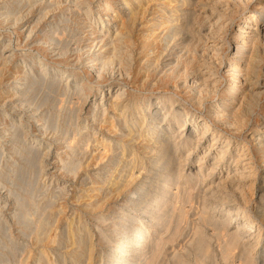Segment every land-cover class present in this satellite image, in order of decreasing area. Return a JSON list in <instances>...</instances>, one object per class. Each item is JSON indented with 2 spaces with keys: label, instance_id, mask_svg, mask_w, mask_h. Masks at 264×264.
Listing matches in <instances>:
<instances>
[{
  "label": "rangeland",
  "instance_id": "obj_1",
  "mask_svg": "<svg viewBox=\"0 0 264 264\" xmlns=\"http://www.w3.org/2000/svg\"><path fill=\"white\" fill-rule=\"evenodd\" d=\"M79 1H81V2H79ZM112 1L113 0H109V1H106V0H0V152H1L0 154H2L0 156V160H1L0 161V264H36V263L37 264H59V263L65 264L63 256L66 255V253H68L70 251V249H72V247H75L72 244V241L70 239V235H71L70 232H72L73 230H77L78 228L80 229V227L85 231L86 234L89 235V237H91V239L89 238L90 239L89 241H90V244L93 246L94 252H95L94 253V263L96 262L95 264H98V262H99L100 264H117V261H111L110 250L113 249V247L116 245L119 247H122L125 243L124 241L126 239L127 232L124 230H123L124 232L122 230H120V229H122V224L118 223L119 221L121 222V217H122L121 215L126 214V215H129V217H130V218L128 217V219L125 220V222H124L125 225L126 224H133L132 220H134V223H135V220L137 222L142 221L141 218L145 214V212L151 208H154V207H152L153 206L152 204H154V206H155V203L157 202L156 200H158L159 195L161 193L160 187H159L160 183H162L163 177H165L167 174V171L163 170L161 167H158L157 168L158 170L156 169V170H154L153 173H150L147 176H144L142 178V183L145 184V186L147 187L145 194L143 193V194L139 195L138 197H137V195L131 196L132 197L131 199L133 201L138 202V206H136L137 208L136 207L134 208L133 203L132 204L128 203L127 200H125L132 194L130 190H128V192L126 191L127 193L123 192L121 194H115L116 192H113L112 188H108V189H106V191L102 192L100 187L104 183L105 179L108 177V173L111 174L112 170L114 171V169L116 167L115 165L111 166L112 164H110L107 161L105 163H103L104 161H100L99 158H97L98 151H96V146L97 145H98V147L101 146L100 140L102 139V136H103L102 131H101L102 128L99 126L100 124H98L99 122H97V121L101 122L105 117L102 114V116L99 117V119L97 118V120H95V121L92 120L94 118H92V116H91V110H92L91 108L94 107V104L93 103L91 104L90 102L85 103L84 102L85 98L80 96V94L79 95L76 94V96L82 97V100L80 99V97L79 98L76 97V99H75L74 98L75 93H76L74 91L75 88L74 87H70L69 89L66 88V85H64L65 82L64 83H60V82L56 83V85L53 87L54 90L52 89V87H50L51 89H49L48 86H50V85H49L48 80H51V78L45 77L43 75V73H42L43 68L48 67V66L51 67V66L60 65L63 71L67 70V69H70V70L74 69V71L76 73V77H74L72 79H74V81H77V83H80V87H83L85 90H88L89 88H91L92 85H93L92 87L97 86L98 82H100V81L102 82L104 80L105 81L108 80L109 78H111L112 75H114V76L116 75L117 78L121 77V79L119 78V80L115 83V85L113 87L114 91L112 92V95H110V99H112V100L117 93V91H115V90H118L119 84H121V85L128 84L129 87L127 86V88H126L128 97H130L131 94H135L136 96L140 97L141 99H144V100L147 99L146 101H149V99L156 100L159 97H161L162 95L165 98L171 97V96H174V93H176L180 96L179 101L185 103L188 110L190 109L189 111L191 112V115H190V118L188 119V121H189L190 126H191L193 124L194 119H199V121L210 120L211 115L216 112L217 103L225 99L224 97H225V94L227 92V88H228L229 83H230V80H228V78H230V77L226 76L227 70H225V69H229V66L227 65V63L229 64L232 60H234L237 57V54L233 55V52L236 51V47H235V45L237 43V41H236V35L237 34L236 33H238L239 28L245 22H247L246 18H248L252 15L253 10H260L261 11L262 9H264L263 8L264 0H252V1L251 0H232V1L231 0H219V2L217 0V3H216V0L208 1L209 6H211V7H214V6L215 7L221 6L222 7L221 9L219 8L218 11L222 12L224 10L222 13L225 15L220 14L218 17H216L214 19L213 23L217 22L215 20H218V18L223 15L224 18H222V22L221 23L219 22L218 24H216L217 25L216 26L213 23L208 24L207 22H204L203 20L194 17L193 21H192V25L190 23V25H189L190 27L188 26L189 30H187L186 34L181 35V36H177V38L174 37V40H175L174 41L173 37L170 38L168 36L169 34H166L164 36V34L168 30L167 24L165 23L167 21V17L164 16L166 14V12L165 13L164 12L156 13V10H158V8H159V4L162 3L164 0H155V1L154 0H144L146 7L148 4H150V5L152 4L150 6V8L152 10L150 9V12H146L144 15H142L140 17V19L136 23L137 26L134 27L136 30H133V33H132V36H134L133 41H132V42H134L133 43L134 47L132 48L134 53H132L133 55L130 56V60H131L130 63L132 65L136 63L135 64V66H137L136 70H134L133 73H131V74H129V72L127 74L126 71L128 68L126 66H124L125 67L124 68L123 66L119 65V68H120V66H121V68L117 69L118 68V63H117L114 65L116 68L114 67V68L110 69L109 73H108V71H107V73L105 71L103 73V77H105V78H103V80H100L96 77V76H98L96 73L93 75L88 74V73H90V71H88L82 65V61L87 57L88 53H86V52L93 50V49L96 50L95 45L98 42H100L99 39L102 36V33L101 32L99 33V26L98 25H100V27H102L103 24L101 23L102 20H99V17L102 16L103 19H107L109 17L108 15H104L102 13H104L106 11L107 4L109 2H112ZM118 1L119 0H114L113 2H118ZM146 1L148 4L146 3ZM193 1L194 2L200 1V2L206 3L205 0H199V1L193 0ZM246 1H248V2H246ZM257 1H259V2H257ZM19 2H20V4H19ZM32 4H34V6ZM77 5H78V8H75V7H77ZM105 7H106V9H105ZM226 7H228V8H226ZM233 7H234V9H232ZM101 10L103 12H101ZM167 10L170 11L169 8H167ZM79 11L82 13H80ZM89 11H92V13H90ZM225 11H226V13H225ZM113 12H114V10L112 9L110 15ZM148 14H150V15L148 16ZM12 15H14V16H12ZM152 16H156L157 18L152 17ZM161 17H162V19H160ZM97 18L99 21L97 20ZM93 19H95V20H93ZM231 19H233V20H231ZM84 21H88V22H84ZM229 21H230V23H229ZM91 22H92V24H90ZM195 22H198V23H195ZM231 22H233V23H231ZM226 23H228V25H226ZM146 24H148V25H146ZM151 24L154 26H156V25L157 26L154 27ZM165 24H166V26H163ZM143 25H144V27H143ZM224 25L226 26V28ZM195 26L198 29L200 27L201 30L199 31L198 29L195 28ZM223 27H224V29H223ZM142 29H143V31H142ZM146 29H148V30H146ZM202 29H204V30H202ZM207 29H210V30H207ZM193 30H194V32H193ZM196 31H197V33H195ZM201 31H204V32L201 33ZM207 31L208 32L211 31V32H209L210 35L208 34ZM64 32L66 33V35ZM205 32H207V33H205ZM62 33H64V34H62ZM68 34H69V38H68ZM71 34H73V35H71ZM202 34L204 36H207V35L208 36L204 37ZM94 35H95V38H94ZM142 35H144L145 37L144 36L142 37ZM216 35H218V36H216ZM184 36H185V39H184ZM211 36H215L216 38L211 37ZM83 37H84V39H83ZM188 38L191 42L188 40ZM58 39H63V40L58 41ZM181 39L184 41H182ZM207 39H209V40H207ZM96 40H99V41H96ZM169 40H171V41H169ZM193 40H197V42L193 41ZM68 42H70V43L68 44ZM71 42H73V43H71ZM154 42H155V44H154ZM157 42H158V44H157ZM225 43H226V45L229 44V46L223 45ZM38 44H40V45H38ZM44 45H46V46H44ZM68 45H70V46H68ZM150 45L151 46L154 45V46L152 48H150L151 47ZM196 45H198V46H196ZM218 45L219 46L221 45L220 46L221 49L219 48ZM52 46L54 48H52ZM63 46L66 47V50L63 49ZM84 47L87 48L88 50L85 49ZM146 47H148V48H146ZM49 48H51V49H49ZM158 48H160L161 50ZM164 48H167V49H164ZM214 48H216V49L214 50ZM145 49H147V50H145ZM209 49H210V51H209ZM84 50H86V51L84 52ZM142 50H144L146 52H143ZM205 50H207V51H205ZM81 51H83V52H81ZM187 51H189V52H187ZM55 52L58 55H59V53H61V54L65 53V52H68V53H67V55L65 54L66 57L63 55L65 58L63 56L61 57V55H59V56L57 55L59 57V58H57L55 56L56 55ZM203 52H205L206 54ZM216 52L217 53L220 52V54L218 53V55H217ZM140 53L141 54L143 53V54L141 55ZM150 53L152 56L150 55ZM53 54H54V56H52ZM160 54H163V55H160ZM202 54H203V56H202ZM209 54L212 57H210ZM138 55L140 56L139 58L135 57ZM177 55H179V56H177ZM215 56H219V57L216 58ZM40 57L43 59V61H45L44 62L45 64L41 65L39 63H35V61L37 59H39ZM157 57H159V59H157ZM224 57H225V59H224ZM80 58H82V59H80ZM137 58H138V61H137ZM178 58L181 61L178 60ZM78 59L81 61H79ZM193 59H195V60H193ZM207 59L209 61H207ZM217 61L219 63L216 64ZM144 62L146 64H144ZM199 62H200V64L205 63V65H207V66L213 64V65H211V69H209L210 72L208 73V75H210V78H211V76L214 75L212 77V78H214V79H212L214 81H211L213 83L206 85V87L202 86L204 84H203V82L200 83L201 81L199 80V77L197 75L198 74L197 69L199 67H203L202 65L199 64ZM150 63H153L155 65H153V64L150 65ZM79 64H81L82 66L80 67ZM124 65H126V64H124ZM149 66L150 67L153 66V67L150 68ZM175 66H179V68L175 67ZM221 66H222V68H221ZM146 67H148V68H146ZM180 67H182V68H180ZM152 68H154V69H152ZM184 68H185V70H184ZM215 68H218L219 71H218V69H215ZM139 70H140V72H139ZM176 70H177V72H176ZM186 70H187V72H186ZM206 70L209 71L208 69H206ZM181 71H183V72H181ZM203 71H205V67H204ZM214 71H216L217 74H214V73H216ZM174 72H175V74H174ZM191 72H194V73H191ZM263 72H264V67L261 68V75L262 76L264 75ZM195 73H197V74H195ZM221 73H224V74H221ZM123 74H125V75H123ZM86 75H88V76H86ZM139 75H140V77H139ZM155 75H157V77ZM185 75H187V76H185ZM196 75H197V78H195ZM108 76H110V77H108ZM136 76L138 77L137 79H135ZM199 76H200V74H199ZM126 77H128V78H126ZM184 77H185V79H183ZM144 78H145V80H143ZM225 78H227V79H225ZM260 79L264 83V77H262ZM34 83H35V86H31ZM36 83L38 84V86ZM134 83L136 84V86ZM189 83H190V85H187ZM42 84H44V85H42ZM94 84H95V86H94ZM39 85H41V87H39ZM182 85H185V86L181 87ZM29 86H31L30 88H32L34 90L36 89V90L35 91L30 90ZM131 86H133V87H131ZM196 86H202V87L196 88ZM176 87L178 89H180V87H181L182 90L179 91V90H177ZM184 87H185V89H183ZM208 87L210 88V91L208 90L209 89ZM216 87H218V89H215ZM198 88H199V90L201 88V90H203V91L196 90ZM13 89H15L14 90L15 95L11 94ZM28 90L31 91V94ZM56 90H58V91L56 92ZM184 90H185V92H184ZM204 90H205V93H201V92H204ZM67 91L70 92V94L67 93ZM71 91H73V92H71ZM240 91L241 90L238 91L237 100L230 101V103H229L230 108H232V107L235 109H237V107H238V109L240 108V106H239L240 101L242 102L241 97H240V93H239ZM34 92H35V94H34ZM85 92H87V91H85ZM27 93H29V94L27 95ZM46 93L47 94L51 93V94L46 95ZM199 93H200V95H199ZM25 95H26V97H25ZM44 97H48V101L46 100L47 98H44ZM205 97H208V98L205 99ZM26 98H28V99L26 100ZM95 98L96 99L98 98V100H99L100 98H102V95L98 94L97 96H95ZM32 99H34L35 101ZM58 99H60V100H58ZM78 99H79V104L77 102ZM110 99H108V102H106L107 99H104V100L100 99V100H103V102H106L105 104L109 106V104H111ZM201 99H203V100L201 101ZM185 100H186V102H185ZM63 101H64V103H63ZM69 101H71L72 103ZM193 101L196 104H199L200 101H201V103L196 106V104H192ZM259 101H260L259 102L260 104L258 103L259 105L257 104L258 105L257 107H254L256 105L253 102L254 108L253 107L251 108L253 110V113H252V115H249V117H247V124L244 127L242 124L240 125L243 127V128L240 127V129H239L241 132H236L235 130L232 131L231 128L225 126L221 122L218 123L215 120L212 127L210 128V135H207L202 140L199 139V140H201V142H197V141H195L196 139H194L192 144H190L191 146L190 145L189 146H182L176 155V157L181 161V163L187 157V154H190V152H191L190 149H192L191 147L195 146V150H194L195 152L190 156V163L186 167V173H188V171H189V173L191 172V174H193L195 172L200 171L199 172L200 173L199 179L205 180V178H207L206 176H208L209 172L211 171L210 168H212L213 162L215 161L212 158L215 159L216 157H219L224 152V149L226 148V144H227L228 139L232 140V144L236 140L238 142H240L241 144H244L246 140L250 139L251 134L253 133L254 129L256 127L264 124V95L261 96V99ZM163 102L160 105H156V106L152 105L148 114H151L154 111H156L155 108H164L167 101H165L164 103ZM83 103H85V104H83ZM146 103H148V102H146ZM77 105H78V107H77ZM106 105H104L103 107L108 108V106H106ZM200 105L201 106L203 105V106L201 107ZM69 106H72V107L70 108ZM214 106H216V107H214ZM81 107L83 108V111H82ZM244 107H246V105ZM77 108H78V110H77ZM243 110H244L243 108L240 109L241 112ZM84 111H87V112L85 113ZM31 113H32V115H31ZM70 114H72V115H70ZM34 117L36 120L34 119ZM249 118L251 119V121ZM239 119H241V118L239 117L238 120ZM44 120H45V122L48 121V123L46 124L44 122ZM71 120H75V122L74 121L72 122ZM151 120H152V117H148V121L146 123V126H147V124L152 123ZM93 121H94V124H93ZM18 122H20V123H18ZM168 122L173 123V122H171V120H168ZM248 122H250V123H248ZM40 123H43V124H40ZM65 123H67V124L65 125ZM50 124L52 126L51 128L54 130H50ZM74 124H76V125H74ZM83 124L87 128H85ZM44 125L46 126L45 129H44V127H45ZM72 125H73V127L74 126L75 127L73 128ZM40 126L43 128H41ZM17 127L19 128V130L17 129ZM180 127H181V125H180ZM55 128H56V130H55ZM77 128H78V131H77ZM82 128H83V130H82ZM180 130H181V128H180ZM15 131H18L17 132L18 134L15 133ZM19 131H21V133ZM170 132H169V135L177 134L178 130L174 129L173 131L170 130ZM181 132L182 131H180V133H178L176 135V137H180V136H182V134L186 133L185 131H184V133H181ZM215 133L216 134L222 133V135H223L221 137L222 140H220L221 139L220 138L218 140V143L215 146H212V149L209 150V148L211 147L212 140L215 137V135H214ZM201 134L203 135L202 131L199 130V128H196V137H201L202 136ZM208 134H209V132H208ZM236 134H238V135H236ZM21 135H22V137H21ZM72 135H74V136H72ZM88 136H89V138H88ZM99 136H100V139H99ZM226 136H228V139ZM246 137H248V138H246ZM184 138L187 139L188 137L184 136ZM209 138H210V140H209ZM239 138H241V139H239ZM37 139L40 140L41 142L36 143L35 141ZM69 140H72L69 143L72 144L71 145L72 147L74 146L73 148L75 149V152H74V150L72 151L73 148L71 149L69 145H66L69 143L65 142V141H69ZM73 140H76V141H73ZM115 142H116V139H112V144H115ZM90 145H92L95 148H93ZM111 145H109V146H111ZM66 146L67 147L69 146L70 149H68ZM78 146H79V150H81V152H79ZM218 146H219V148H218ZM14 147L16 149H14ZM31 147L34 150V152L31 149ZM137 147H141V146L138 145ZM26 148L29 151H27ZM230 148L234 149V144L231 145ZM46 149H47V151H46ZM48 149H50V150H48ZM90 149H92V150H90ZM251 149H254V148H251ZM30 150H32V151H30ZM240 150H241V148H240ZM231 151L232 150H230L229 152H231ZM30 152H32L31 154L33 156L35 153V157H32V155L30 156ZM171 152H173V151H171ZM26 153H29V154H26ZM37 153H38V155H37L38 157H36ZM71 153L74 154L75 157H73L74 155H72ZM206 153L208 154V157L205 159L204 157H205ZM19 154H21V155H19ZM91 154H93V155L91 156ZM24 155H27V156H24ZM29 156L32 160H30ZM140 156L142 157L143 161H149L148 156H146V155H143V156L140 155ZM256 156H257V160H258L257 163L259 166L257 173H259V174H256V176H254V179L255 178L256 179H255L253 187H251L253 185V183H251V186H250V182L246 185V186H248V188L245 187V190H248V191H245V195H246L245 197L251 196L250 198L248 197L245 199V198L241 197V195H239L238 193L228 192L227 189H225L226 190L225 193H224V190H222V191L215 192V194H213V195L212 194L210 195L208 192H206L205 185H203V184L196 185L197 181H195V183H193L196 185V186L194 185L193 187L194 188L198 187L197 188L198 190L193 189L192 193H190L192 195V197H191V195L189 196V195L185 194L187 196L186 197L184 194H181L182 197L180 198V200L182 201V199L184 198L186 201L188 200V204L182 203L185 200H183L182 202L179 199L177 202L175 198L173 200L171 192H169L170 195L167 193L163 199V202H161V204L157 205V208L159 209L161 206H163V204L166 203L165 200H167L168 203H166L165 206H167V208L170 209V212H169V210L167 211V214L165 215L166 217L164 216L162 218L163 220L162 219L160 220L161 221L160 225H162V226L159 227L160 230L158 229L157 231H158V233L160 232L162 234V236H164V237H162L163 239H165L166 237L173 236L172 238H170L171 241L168 238H166L165 240L161 239L162 241L158 240L159 242L156 239H155L156 242H154L155 240L152 241V243L154 242L152 245H155V246L158 243H160V241H161V243H160L161 247H159V248L161 250L162 249L164 250L162 252H158V251H160V249H158V251L156 252L155 251L156 248H153V250L152 249L150 250L151 246H149V245H147L148 247L147 246L144 247L146 249V252H144L145 251L144 248L142 250L139 249V243L134 244V246L130 250H132V249L136 250L138 257L145 258V259H143V260H145L144 261L145 263L142 262V264L150 263L149 261H151V260H154L155 264H181V263H183V264L184 263L185 264H203V263L204 264H231V262L229 263L230 260H233V261L238 260V259H234L235 258L234 255L236 254V256H237L236 258H239L241 256L240 247H239V250H238V248H236V250L232 251L233 254H234V252H236L234 255H230L232 257H230V256L226 257V254H225L227 252V250L231 249V247L229 246L230 242H231V239H230L231 234H229L230 237L227 235L229 237L228 238L224 233H226L227 231L230 233V232H232V230H235V228L233 229V227L236 225L235 224L236 222H234L233 225H230L229 229H227L222 224H219V226H218V221L220 223H223L224 221L226 222L227 221L226 218H222L221 216L216 215V214H212V213L210 215L209 211L214 212L216 210L215 207L216 208L222 207L225 204H227V203H223V201H225V199H228V198L230 200H232V199L234 200V198H235V200L234 201L232 200L231 202H240L244 205H248L246 210H248V208H249V210L246 212V214L251 215L254 218L256 217V214H257L256 211L258 210V208L259 207L264 208V204H262V203H264V199H263L264 198V192H262L261 189H259L262 185L261 182H264V174H263L264 173V165H263L264 160H260L261 161L260 162L258 159V158H260V154H258ZM58 158H60V159H58ZM73 158H75V159H73ZM166 158L169 159V157H166ZM26 159L28 160V162L26 161ZM35 159H39V160H37L38 162L36 161L37 165H39V167L36 166V162L34 161ZM72 159H73V161H72ZM168 159H166V160H168ZM181 159H183V160H181ZM23 160H25V161H23ZM68 160H71V161H69L70 163L68 162ZM179 160H176V161L173 160L172 162L173 163L176 162V163L173 164L172 162H170L172 164H170V166H169V167L173 168V169L172 168H170V169H172L173 170V171L171 170L172 173L175 172L176 175H177V172L179 173L181 171V169L184 168V167L182 168L179 165H177L180 163ZM200 160L206 162L203 167H199ZM56 161H58V163ZM78 161H79V164L77 167H79L80 169L79 168L77 169L76 167L72 166V165L76 166ZM97 161H98V163H97ZM29 162L31 164H28ZM62 164H64V166ZM67 164H69V166H70L69 169H67L68 168ZM83 164H85V165H83ZM33 166H35V167H33ZM71 166L73 168H76L77 172L74 171L75 169H73ZM261 166H263V167H261ZM62 167H63V169H62ZM107 167L109 169H107ZM105 168L109 172L106 171ZM147 168H150V167L147 166ZM177 168H179L180 170H178ZM70 169H72V170L69 172ZM88 169H90V170H88ZM63 170L64 171L66 170V171L63 172ZM219 170L220 169H217L216 173L211 175V178L216 176V175H220V174H221V176H224V177L226 176L227 171L222 172V170L221 171H219ZM73 171L75 172V174L71 175V173H74ZM94 171H96V172H94ZM100 172H102V173H100ZM155 172H156V174H154ZM36 175L38 177H35ZM87 175H88V177H87ZM25 176H26V178H23ZM86 177H87V179H86ZM155 178H158V180ZM24 179H26L27 181ZM22 181L24 182V185H23V183H21ZM28 182L30 185L25 184ZM35 182H36V184H35ZM87 183L88 184L90 183L91 186H90V184L88 185ZM156 183H158L159 185H157ZM173 183H174L173 185L175 186L178 182H176V180L174 179ZM185 183L187 184V182H185L183 179L181 181V184L185 185ZM206 183H208V181H206ZM20 184H22V185H20ZM148 184H150V185H148ZM20 186H21V188H20ZM200 186H202V187H200ZM58 187H59V190H58ZM87 187H88V189H87ZM92 187L94 188V191H93L94 193H92V191H89ZM148 189L151 191H149ZM249 189H251L250 190L251 192H249ZM252 189H254V190H252ZM79 191H81V192H79ZM84 191H85V194H83ZM55 192H56V194H55ZM96 192H97V194H96ZM91 193H92V196H91ZM219 193H220V195H219ZM249 193H251V194H249ZM127 194H130V195H127ZM207 194L210 196H207ZM167 195H169V196H167ZM197 195H199V196H197ZM167 197H168V199H167ZM190 197H191V201H190ZM207 197H209V198H207ZM149 198H150V200H149ZM169 198H171V199H169ZM220 198L221 199L223 198V200H221ZM242 198L247 200L248 202L246 203L245 200H243ZM134 199H136V200H134ZM142 199H144V200H142ZM192 199H194V200H192ZM203 199H205V201ZM147 200H149V201H147ZM169 200H171V201H169ZM88 202H90L89 203L90 205L88 204ZM92 202H94V203H92ZM120 202H121V204L119 205ZM152 202H154V203H152ZM26 203L28 204V206H26L27 205ZM100 203H102V204H100ZM122 203H123V205H122ZM125 203H127V204H125ZM144 203H145V205H144ZM189 203H191V204H189ZM171 204L172 205L175 204V205H173V208H175L174 206H176V204L178 205L177 206L178 208L177 207L176 208L179 209L177 211L180 213V216L182 214H184L185 211H187L186 215H188V216H185V214H184V216L182 215L180 217L178 215V213H175V211H176L175 209L173 212V210H172L173 208L170 207V206H172ZM181 204H186L187 206L186 205L183 206ZM130 205H132V206H130ZM147 205H152V206L149 207ZM106 206H108V207H106ZM181 206L186 207V208H183V211H180ZM197 206H198V208H197ZM207 206H209L211 209ZM234 206L237 207V205H234ZM26 207H27V209H26ZM187 207H189V209ZM191 207H192V209H191ZM194 207H196V208H194ZM199 207H202V208H199ZM203 207H205V208H203ZM157 208L155 207V210L152 211V213L157 212L156 211V210H158ZM22 209H24V210H22ZM129 209H131V210H129ZM143 209L145 210V212H143L144 211ZM108 210H110V211H108ZM135 210H137V211L140 210V211L137 212ZM171 210H172V214L173 213L177 214V217L174 214H173L174 217L172 216ZM207 210H208V212H207ZM253 210H255V212ZM132 211H134V212H132ZM88 212H91V213H88ZM22 213H23V215H22ZM139 213H141V214H139ZM152 213H150L148 216H150ZM208 214H209V217L206 218V216H208ZM178 216L180 217L181 220H182V217H183V220L185 218L186 219L183 222H181V220L179 219ZM167 217H168V219H167ZM137 218H138V220H137ZM170 218H171V220H170ZM176 218H178L179 221ZM205 218L207 219V221H205ZM209 218L210 219L217 218V220L218 219L219 220L218 221L217 220L211 221L212 222V225H211V224H208V223H211L209 221ZM18 219H21V220H18ZM77 219H78V222H77ZM173 219H176V220H173ZM255 219H257V218H255ZM23 220H25V221H23ZM168 220H170L171 222L168 223ZM172 220H173V222H172ZM221 220H224V221L221 222ZM69 221H71V222H69ZM174 221H176V222H174ZM203 221H205V223ZM109 222H110V224H109ZM177 222H179L180 225ZM43 223H45L46 226ZM162 223H164V224H162ZM171 223H173L174 226ZM23 224H25V225H23ZM83 224H85V225H83ZM169 224L172 226H170ZM175 224H177L176 227H175ZM184 224H186V225H184ZM213 224L216 225L215 228L212 227V226H214ZM72 225H73V227H70ZM167 225H169L170 227H168ZM208 225H210L211 227ZM222 226L224 228V231L221 230ZM164 227H166V228H164ZM67 228H69V229L67 230ZM161 228H163V229L161 230ZM174 228L177 229V231ZM168 229H170V233H169ZM196 229L200 230L201 233L199 231H197ZM216 229L220 230V231H217ZM164 230H167L168 232H165V233L161 232ZM174 230H175V232L178 233V234L176 233L177 236L172 235ZM23 231H25V232H23ZM194 231H196V233ZM41 232L44 235L43 236L44 239L42 236H41V239L40 238L39 239L42 240L43 242L37 240L38 237H40V236H38V234ZM124 233H126V234H124ZM158 233H156V235H158ZM202 233L205 237H201V235H199ZM217 233L220 234L219 237L216 236V235H218ZM161 234H159V235H161ZM164 234H166V235L168 234V235L165 236ZM195 234L197 237L195 236ZM66 235H67V237H66ZM245 235H247V234H245ZM178 236H179V238H178ZM200 237L202 238V240L200 239L201 243H203L204 240H206L204 242L205 243L207 242V243L201 244L200 241L198 240V238H200ZM226 237L228 238V240L229 239L230 240L227 241ZM262 237L264 238V232H263ZM144 238L146 239L147 237L144 236ZM160 238H161V236H159L157 239H160ZM204 238H206V239H204ZM263 238L261 239L262 243L260 244V246L259 245L257 246V250H264V248H263L264 247V239ZM119 239H120V241H119ZM145 239H142V242H145L146 241ZM247 239L249 240L250 238L247 237L246 240ZM57 240H58V242H57ZM194 240H196V241H194ZM210 240H212V241H210ZM251 240L253 241L255 239H251ZM38 241H39V243L40 242L41 243L38 244ZM166 241H168L169 243H172V244H169L167 242L168 246H169L168 247L166 245L167 244ZM221 241H222V243H221ZM224 241H227L228 243L224 242ZM162 243H163V245H166V247L162 246ZM223 243H224V248H225L224 251L221 250ZM118 244H121L122 246L118 245ZM63 245L66 246V249L64 248ZM136 245L138 248L136 247ZM202 245H204V247L209 246L208 247L209 249L207 250ZM172 246H173V248H172ZM200 246H202L203 249L200 248ZM219 246L221 247V249ZM225 246H227V247H225ZM226 248H228V249L226 250ZM108 249H110V250H108ZM137 249L141 250V251H138ZM205 249L208 252H205L206 251ZM198 250H200L201 252H204V253H201ZM231 250H233V249H231ZM98 251H99V253H98ZM221 251L223 252L224 256H223ZM45 252L48 253V255ZM53 252L56 255L53 254ZM153 252L155 255L150 254ZM175 252H177V254L179 256L177 254L175 255ZM162 253H163V255L165 254L164 257H162V255H161ZM206 253L209 255H207ZM53 255H55L56 257ZM67 255H68V260H67L66 264H69V263L72 264V260H70V262H69V257H70V259L72 257L69 255V253ZM149 255L150 256L153 255V256L150 257ZM157 255H160L161 257L155 259V257ZM172 255L173 256L175 255V256L173 257ZM212 255H213V257H212ZM238 255H240V256L238 257ZM131 256L128 257L127 260H129V259L131 260L132 258H134L133 255H131ZM221 256L223 258H221ZM97 257H98V259H97ZM152 257H153V259H152ZM178 257H180V258L178 259ZM202 257H203V259H202ZM160 258H163V259L161 260ZM172 258H175L177 261H173ZM229 258H231V259L229 260ZM35 259H37L39 263ZM148 259H149V261H148ZM180 259H182V260H180ZM24 260H26V261H24ZM157 260L159 263H157ZM226 260H229V261H227L225 263ZM233 261H232V264H236ZM47 262H49V263H47ZM152 262H151V264H154Z\"/></svg>",
  "mask_w": 264,
  "mask_h": 264
},
{
  "label": "bare ground",
  "instance_id": "obj_2",
  "mask_svg": "<svg viewBox=\"0 0 264 264\" xmlns=\"http://www.w3.org/2000/svg\"><path fill=\"white\" fill-rule=\"evenodd\" d=\"M106 1H109V0H106ZM114 1V0H113ZM109 2L107 4V9L104 13V15H108L109 17L107 19H103L102 16L99 17V20H102L101 24L102 27L99 26V33L101 32L102 33V36L100 37V42H98L96 45H95V48L96 50H90L86 53L87 54V57L82 61V65L88 70L90 71V75H93V74H97L98 76H96L98 79L100 80H103V73L106 71H108L109 73V70L114 68L115 64L118 63V68L117 69H120L121 66H126L128 69L126 71V73L128 74H131L133 73L134 70H136L137 66H135V64H131V60H130V56H132L134 53L133 52V37L132 36V33H133V30H136L134 27L137 26L136 23L137 21L140 19V17L142 15H144L146 12H150V4L147 5V7L145 6V1L144 0H119L118 2ZM155 1V0H154ZM196 1V0H195ZM199 1V0H198ZM206 3L204 2H194L193 0H164L162 3L159 4V8L158 10H156V13H159V12H166V14L164 15L165 17H167V21L165 22L167 24V32L164 34V36L166 34H169L168 36L170 38L173 37V40H174V37L177 38V36H181V35H184L186 34L187 30L188 29V26L192 25V21H193V18L196 17L198 19H201L203 20L204 22H207L208 24L210 23H213L214 19L216 17H218L220 14H223L222 12H219L218 9L222 8L221 6L220 7H211L209 6L208 4V1H214V0H205ZM232 1V0H231ZM252 1V0H251ZM81 2V1H79ZM153 2V1H152ZM219 2V0H218ZM248 2V1H246ZM259 2V1H257ZM262 2V1H261ZM216 3H217V0H216ZM227 3V2H226ZM234 3V2H233ZM245 3V2H244ZM252 3V2H251ZM20 4V2H19ZM36 4V3H35ZM53 4V3H52ZM91 4V3H90ZM211 4V3H210ZM215 4V3H214ZM27 5V4H26ZM34 6V4H32ZM49 5V4H48ZM99 5V4H98ZM232 5V4H231ZM238 5V4H237ZM262 5V4H261ZM20 6V5H19ZM47 6V5H46ZM158 6V5H157ZM228 6V5H227ZM233 6V5H232ZM235 6V5H234ZM248 6V5H247ZM256 6V5H255ZM250 7V6H249ZM75 8H78V5L77 7ZM81 8V7H80ZM118 8V9H117ZM167 8H169L170 11L167 10ZM228 8V7H226ZM231 8V7H230ZM236 8V7H235ZM258 8V7H257ZM263 8H264V3H263ZM51 9V8H50ZM91 9V8H90ZM102 9V8H101ZM104 9V8H103ZM114 10V12L110 15L111 13V10ZM225 9V8H224ZM234 9V7L232 8ZM231 9V10H232ZM237 9V8H236ZM76 10V9H75ZM83 10V9H82ZM152 10V9H151ZM228 10V9H227ZM28 11V10H27ZM81 11V10H80ZM79 11V12H80ZM93 11V10H92ZM92 11H89L90 13H92ZM97 11V10H96ZM99 11V10H98ZM246 11V10H245ZM45 12V11H44ZM101 12H103L101 10ZM100 12V13H101ZM229 12V11H228ZM231 12V11H230ZM16 13V12H15ZM14 13V14H15ZM82 13V12H80ZM87 13V12H86ZM97 13V12H96ZM226 13V11H225ZM89 14V13H88ZM152 14V13H151ZM155 14V13H154ZM41 15V14H40ZM86 15V14H85ZM94 15V14H93ZM101 15V14H100ZM150 14H148L149 16ZM225 15V14H223ZM223 15L221 17L218 18V20H215L217 22H214L213 24L216 25L218 24L219 22L221 23L222 22V18ZM14 16V15H12ZM75 16V15H74ZM89 16V15H88ZM157 16V15H156ZM156 16H152V17H156ZM5 17V16H4ZM39 17V16H38ZM90 17V16H89ZM88 17V18H89ZM159 17V16H158ZM226 17V16H225ZM95 18V17H94ZM157 18V17H156ZM230 18V17H229ZM5 19V18H4ZM153 19V18H152ZM162 19V17L160 18ZM234 19V18H233ZM231 19V20H233ZM247 19V22H245L238 30V33H236V51L233 52V55H236L237 54V57L232 60L229 64L227 63V65L229 66V69H225L227 70L225 73L227 74L226 76H229L230 78H228V80H230V83H229V86L227 88V92L225 94V99L218 102L217 103V108H216V112L213 113L211 115V118L210 120L208 121H204V120H201L199 121V119H194L193 120V124L190 126V123L188 121V119L190 118V115H191V112L188 110L187 106L185 105V103L179 101V98L180 96L176 93H174V96H171V97H163V95L161 97H159L158 99L156 100H153V99H149V101H146L144 99H141L140 97L136 96L135 94H131L130 97L127 96V86L128 84H124V85H121L119 84V88L118 90H115L117 91L115 97L112 99H110V95H112V92L114 91V85L115 83L119 80V78L121 79V77L117 78L116 75H112L111 78H109L108 80H104V81H100L98 82L97 86H94L95 87H92L89 88L88 90H85L83 87H80V83H77V81H74V77H76V73L74 71V69H67V70H62L61 66L58 65V66H48V67H45L43 68L42 70V73L45 77H49L51 78V80H48L49 81V89H51L50 87H53L56 85V83L60 82V83H64V85H66V88H70V87H74L75 88V99L76 97H84L85 98V103H88L90 102L91 104L93 103L94 104V107L91 108V116L92 120H97V118L99 119V117L103 116L104 119L100 122V121H97L99 122L98 124H100L99 126L102 128V139L100 140L101 141V146L98 147V145L96 146V151H98V156L97 158H99L100 161H104L103 163H105L106 161L109 162L110 164H112L111 166L115 165V169L114 171L112 170V173H108V177L105 179L104 183L102 184V186L100 187L102 192L106 191V189L108 188H112V191L113 192H116L115 194H121L123 192H128V190L131 191V195L130 194H127V195H130L127 199V202L128 203H133V206L134 208L136 206H138V202H135L133 201L131 198L132 195H137V197L141 194H145L146 190H147V187L145 186V184L142 183V178L144 176H147L148 174L150 173H153L154 170H156L158 167H161L163 170L167 171V174L165 177H163V181L162 183H160V195H159V198L158 200H156L157 202L155 203V206L154 204L152 205H147L149 207H154V208H151L149 209L148 211L145 212V208L143 209L145 212V214L142 216V221H139L137 222L135 220V223H134V220H132L133 224H124L125 220L128 219L129 215H126V214H122L121 216V222L119 221L118 223L122 224V229L120 230H124L127 232L124 233L126 234V239H125V243L124 245L122 246L121 244H118V245H121L122 247H119V246H114L113 249H108L110 250V258H111V261H117V264H142V262H144L145 258H142V257H138L137 253H136V250L132 249L130 250L134 244H137L139 243V249H143L144 247H146L147 245L151 246L150 247V250L153 248H156L155 251L157 252L158 249H160L159 247H161V239H163L162 237V234L159 232L158 233V229L159 227H161L162 225L161 224V219L167 214V211L169 210L170 212V209L167 208V206H165L167 202L165 204H163V206H161L159 209L157 208V205L161 204V202H163V199L164 197L166 196V194L169 192H171V195L173 197V200L174 198L176 199V201L178 202V199L180 200V198L182 197L181 194H187V195H191L190 193H192L193 189H197L198 187L194 188L193 186L195 184V181H197V184H203L205 185L206 187V192H208L210 195L212 194H215V192H218V191H222L224 190V193H225V189L228 190V192H231V193H238L239 195H241V197L243 198H250L251 196H248V197H245V191H248V190H245V187L248 188V186H246L249 182H250V186H251V183H253V185L251 187L254 186V182H255V179H254V176H256V174H259L257 173L258 171V160H257V156L258 154H260V160H264V124L263 125H260L258 127H256L253 131V133L251 134V137L250 139L246 140L244 144H241L240 142H238L237 140L233 142L234 144V149L233 148H230L232 144V140L231 139H228V136L227 137V144H226V148L224 149V152L219 156V157H216L215 159L212 158L213 160H215L212 164V168H210V172L208 174V176H206L207 178H205V180H200L199 176H200V171L199 172H195L193 174H191V172L189 173H186V167L189 165L190 163V156L195 152V146L191 147L192 149L190 154H187V157L182 161H181L176 157L178 151L180 150V148L182 146H189L190 144H192V142L194 141V139H196L195 141L197 142H201V140L206 137L207 135H210V128L212 127L214 121L216 120L218 123H223L225 126L231 128V130H235L236 132H241L239 129L241 124L243 125V127L247 124V117H249V115H252L253 113V110L251 109L253 107V102L255 103L256 106L254 107H257L260 103V99H261V96L264 95V83L261 81L260 78L264 77V75L262 76L261 75V68L264 67V9H262L261 11L260 10H253L252 11V15ZM95 20V19H93ZM98 20V18H97ZM98 20V21H99ZM155 20V19H154ZM195 20V19H194ZM197 20V19H196ZM67 21V20H66ZM144 21V20H143ZM159 21V20H158ZM84 22H88V21H84ZM90 22V21H89ZM236 22V21H235ZM99 23V22H98ZM140 23V22H139ZM146 23V22H145ZM194 23V22H193ZM195 23H198V22H195ZM225 23V22H224ZM230 23V21H229ZM233 23V22H231ZM92 24V22L90 23ZM95 24V23H94ZM142 24V23H141ZM154 24V23H153ZM156 24V23H155ZM163 25V26H166ZM207 24V25H208ZM145 25V24H144ZM143 25V27H144ZM148 25V24H146ZM150 25V24H149ZM152 25V24H151ZM196 25V24H195ZM200 25V24H199ZM226 25H228V23H226ZM92 26V25H91ZM154 26V25H152ZM157 26V25H156ZM154 26V27H156ZM209 26V25H208ZM213 26V25H212ZM211 26V27H212ZM217 26V25H216ZM215 26V27H216ZM225 26V25H224ZM140 27V26H139ZM161 27V26H160ZM159 27V28H160ZM190 27V26H189ZM198 27V26H197ZM214 27V28H215ZM222 27V26H221ZM95 28V27H94ZM196 28V26H195ZM213 28V27H212ZM226 28V26H225ZM25 29V28H24ZM191 29V28H190ZM198 29V28H196ZM195 29V30H196ZM206 29V28H205ZM211 29V28H210ZM210 29H207V30H210ZM224 29V27H223ZM222 29V30H223ZM87 30V29H86ZM90 30V29H89ZM97 30V29H96ZM145 30V29H144ZM148 30V29H146ZM160 30V29H159ZM199 31L201 30V28L199 27L198 29ZM204 30V29H202ZM220 30V29H219ZM221 30V31H222ZM143 31V29H142ZM155 31V30H154ZM198 31V32H199ZM213 31V30H212ZM71 32V31H70ZM189 32V31H188ZM194 32V30H193ZM204 32V31H201V33ZM208 32V31H207ZM205 32V33H207ZM211 32V31H209ZM208 32V34H209ZM30 33V32H29ZM65 33V32H64ZM62 33V34H64ZM137 33V32H136ZM142 33V32H141ZM162 33V32H161ZM191 33V32H190ZM197 33V31L195 32ZM216 33V32H215ZM58 34V33H57ZM189 34V33H188ZM200 34V33H199ZM218 34V33H217ZM66 35V33H65ZM73 35V34H71ZM101 35V34H100ZM145 35V34H144ZM142 35V37L144 36ZM160 35V34H159ZM162 35V34H161ZM203 35V34H202ZM210 35V34H209ZM220 35V34H219ZM29 36V35H28ZM27 36V37H28ZM64 36V35H63ZM93 36V35H92ZM98 36V35H97ZM151 36V35H150ZM194 36V35H193ZM204 36V35H203ZM208 36V35H207ZM207 36H204V37H207ZM218 36V35H216ZM72 37V36H71ZM89 37V36H88ZM91 37V36H90ZM145 37V36H144ZM160 37V36H159ZM167 37V36H166ZM168 37V38H169ZM187 37V36H186ZM211 37H215V36H211ZM59 38V37H58ZM62 38V37H61ZM68 38H69V34H68ZM75 38V37H74ZM92 38V37H91ZM94 38H95V35H94ZM161 38V37H160ZM169 38V39H170ZM209 38V37H208ZM216 38V37H215ZM84 39V37H83ZM88 39V38H87ZM156 39V38H155ZM165 39V38H164ZM183 39V38H182ZM181 39V40H182ZM184 39H185V36H184ZM193 39V38H192ZM211 39V38H210ZM214 39V38H213ZM53 40V39H52ZM59 40H63V39H58ZM66 40V39H65ZM68 40V39H67ZM99 40H96V41H99ZM168 40V39H167ZM189 40V38H188ZM205 40V39H204ZM209 40V39H207ZM37 41V40H36ZM40 41V40H39ZM90 41V40H89ZM143 41V40H142ZM161 41V40H160ZM171 41V40H169ZM175 41V40H174ZM184 41V40H182ZM181 41V42H182ZM190 41V40H189ZM188 41V42H189ZM193 41H196L197 40H193ZM192 41V42H193ZM217 41V40H216ZM234 41V40H233ZM55 42V41H54ZM61 42V41H60ZM65 42V41H64ZM148 42V41H147ZM165 42V41H164ZM191 42V41H190ZM203 42V41H202ZM214 42V41H213ZM56 43V42H55ZM70 42H68L69 44ZM73 43V42H71ZM89 43V42H88ZM173 43V42H172ZM206 43V42H205ZM54 44V43H53ZM78 44V43H77ZM93 44V43H92ZM145 44V43H144ZM155 44V42H154ZM158 44V42H157ZM171 44V43H170ZM197 44V43H196ZM200 44V43H199ZM198 44V45H199ZM33 45V44H32ZM40 45V44H38ZM91 45V44H90ZM166 45V44H165ZM168 45V44H167ZM196 45V46H198ZM210 45V44H209ZM208 45V46H209ZM213 45V44H212ZM223 45H226L223 44ZM234 45V44H233ZM46 46V45H44ZM50 46V45H49ZM70 46V45H68ZM85 46V45H84ZM141 46V45H140ZM151 46V45H150ZM154 46V45H153ZM153 46H151L150 48H152ZM169 46V45H168ZM219 46V45H218ZM221 46V45H220ZM219 46V48H220ZM226 46H229L226 45ZM185 47V46H184ZM211 47V46H210ZM209 47V48H210ZM214 47V46H213ZM216 47V46H215ZM224 47V46H223ZM52 48H54L52 46ZM85 48V47H84ZM94 48V47H93ZM148 48V47H146ZM155 48V47H154ZM153 48V49H154ZM225 48V47H224ZM51 49V48H49ZM63 49L66 50V47L63 46ZM77 49V48H76ZM80 49V48H79ZM87 49V48H85ZM160 49V48H158ZM164 49H167V48H164ZM207 49V48H206ZM216 48H214L215 50ZM221 49V48H220ZM64 50V51H65ZM88 50V49H87ZM136 50V49H135ZM147 50V49H145ZM161 50V49H160ZM186 50V49H185ZM55 51V50H54ZM60 51V50H59ZM80 51V50H79ZM78 51V52H79ZM86 50H84L85 52ZM138 51V50H137ZM143 52H146L144 50H142ZM207 51V50H205ZM210 51V49H209ZM208 51V52H209ZM77 52V53H78ZM83 52V51H81ZM80 52V53H81ZM160 52V51H159ZM189 52V51H187ZM224 52V51H223ZM56 53V52H55ZM54 53V54H55ZM68 52H65V53H59V55H61V57L65 54L67 55ZM149 53V52H148ZM182 53V52H181ZM202 53V52H201ZM205 53V52H203ZM215 53V52H214ZM217 53V52H216ZM220 54V52H218ZM217 53V55H218ZM222 53V52H221ZM54 54L52 56H54ZM141 54V53H140ZM143 54V53H142ZM141 54V55H142ZM206 54V53H205ZM12 55V54H11ZM58 54L56 53V57L59 58L57 56ZM86 55V54H85ZM151 55V53H150ZM149 55V56H150ZM156 55V54H155ZM160 55H163V54H160ZM193 55V54H192ZM210 55V54H209ZM51 56V55H50ZM63 56V57H64ZM144 56V55H143ZM147 56V55H146ZM152 56V55H151ZM179 56V55H177ZM199 56V55H198ZM203 56V54H202ZM66 57V56H65ZM64 57V58H65ZM85 57V56H84ZM135 57H140L139 55L138 56H135ZM134 57V58H135ZM161 57V56H160ZM164 57V56H163ZM162 57V58H163ZM210 57H212L210 55ZM216 58L219 57V56H215ZM214 57V58H215ZM233 57V56H232ZM231 57V58H232ZM243 57V58H242ZM75 58V57H74ZM138 58H137V61H138ZM156 58V57H155ZM161 58V59H162ZM180 58V57H179ZM178 58V60H180ZM207 58V57H206ZM69 59V58H68ZM82 59V58H80ZM132 59V58H131ZM146 59V58H145ZM157 59H159V57H157ZM205 59V58H204ZM225 59V57H224ZM229 59V58H228ZM79 60V59H78ZM195 60V59H193ZM81 61V60H79ZM135 61V60H134ZM140 61V60H139ZM142 61V60H141ZM146 61V60H145ZM149 61V60H148ZM151 61V60H150ZM181 61V60H180ZM207 61H209L207 59ZM215 61V60H214ZM45 61H43V59L40 57L39 59H37L35 61V63H39L41 65L45 64L44 63ZM69 62V61H68ZM228 62V61H227ZM70 63V62H69ZM80 63V62H79ZM202 63V62H201ZM219 63L218 61L216 62V64ZM38 64V65H39ZM57 64V63H56ZM126 64V65H124ZM144 64H146L144 62ZM153 64V63H150V65ZM200 64V62H199ZM207 64V63H206ZM80 67L82 66L81 64H79ZM119 65L120 68H119ZM149 65V64H148ZM155 65V64H153ZM175 65V64H174ZM202 65L203 67H199L197 69L198 71V77H199V80L201 81L200 83L203 82L204 87H206V85L208 84H212L213 82L211 81H214L212 79L213 76H211L210 78V75H208V73L210 72L209 69H211V65H205V63L203 64H200ZM25 66V65H24ZM63 66V65H62ZM147 66V65H146ZM173 66V65H172ZM199 66V65H198ZM216 66V65H215ZM52 69H50V68ZM74 67V66H73ZM79 67V66H78ZM150 67V66H149ZM153 67V66H151ZM150 67V68H151ZM155 67V66H154ZM175 67H178L179 66H175ZM197 67V66H196ZM205 67V71H203ZM207 67V68H206ZM116 68V67H115ZM125 68V67H124ZM145 68V67H144ZM148 68V67H146ZM177 68V69H178ZM182 68V67H180ZM222 68V66H221ZM140 69V68H139ZM154 69V68H152ZM158 69V68H157ZM206 69H208L209 71H207ZM215 69H218V68H215ZM116 70V69H115ZM148 70V69H147ZM146 70V71H147ZM183 70V69H182ZM185 70V68H184ZM113 71V70H112ZM169 71V70H168ZM167 71V72H168ZM180 71V70H179ZM178 71V72H179ZM219 71V69H218ZM81 72V71H80ZM120 72V71H119ZM140 72V70H139ZM142 72V71H141ZM177 72V70H176ZM183 72V71H181ZM180 72V73H181ZM187 72V70H186ZM216 72V71H214ZM112 73V72H111ZM124 73V72H123ZM179 73V74H180ZM185 73V72H184ZM191 73H194V72H191ZM212 73V72H211ZM264 73V72H263ZM121 74V73H120ZM175 74V72H174ZM200 74V76H199ZM214 74H217L214 73ZM221 74H224V73H221ZM220 74V75H221ZM125 75V74H123ZM133 75V74H132ZM197 75L195 78H197ZM43 76V77H44ZM82 76V75H81ZM88 76V75H86ZM119 76V75H118ZM121 76V75H120ZM127 76V75H126ZM146 76V75H145ZM157 77V75H155ZM187 76V75H185ZM195 76V75H194ZM217 76V75H216ZM215 76V77H216ZM80 77V76H79ZM90 77V76H89ZM110 77V76H108ZM140 77V75H139ZM33 78V77H32ZM128 78V77H126ZM138 77L136 76L135 79H137ZM223 78V77H222ZM34 79V78H33ZM96 79V78H95ZM97 79V80H98ZM141 79V78H140ZM185 79V77L183 78ZM188 79V78H187ZM221 79V78H220ZM227 79V78H225ZM123 80V79H122ZM130 80V79H129ZM145 80V78L143 79ZM219 80V79H218ZM36 81V80H35ZM34 81V82H35ZM83 81V80H82ZM154 81V80H153ZM194 81V80H193ZM216 81V80H215ZM220 81V80H219ZM218 81V82H219ZM39 82V81H38ZM45 82V81H44ZM143 82V81H142ZM151 82V81H150ZM185 82V81H184ZM188 82V81H187ZM195 82V81H194ZM222 82V81H221ZM228 82V81H227ZM95 83V82H94ZM130 83V82H129ZM37 84V83H36ZM40 84V83H39ZM91 84V83H90ZM135 84V83H134ZM181 84V83H180ZM186 84V83H185ZM197 84V83H196ZM215 84V83H214ZM213 84V85H214ZM44 85V84H42ZM84 85V84H83ZM82 85V86H83ZM118 85V84H117ZM187 85H190L187 84ZM194 85V84H193ZM31 86H35V83ZM29 86V88L31 87ZM38 86V84H37ZM136 86V84H135ZM154 86V85H153ZM185 85H182L181 87H183ZM202 86H196L197 87H202ZM222 86V85H221ZM39 87H41V85H39ZM47 87V88H48ZM129 87V86H128ZM133 87V86H131ZM147 87V86H146ZM173 87V86H172ZM178 89L177 87V90L181 91L182 89ZM195 87V86H194ZM203 87V88H204ZM211 87V86H210ZM34 88V87H33ZM141 88V87H140ZM175 88V87H174ZM209 88V87H208ZM214 88V87H213ZM40 89V88H39ZM185 89V87L183 88ZM205 89V88H204ZM212 89V88H211ZM215 89H218V87H216ZM14 90H12V95H15L14 94ZM17 90V89H16ZM30 90L32 91H35L34 89L30 88ZM28 90L31 94V91ZM54 90V89H53ZM73 90V89H72ZM176 90V89H175ZM189 90V89H188ZM187 90V91H188ZM198 91V89H196ZM210 91V88L208 89ZM207 90V91H208ZM241 90L239 93H240V97H241V100L242 102L240 101V108L238 109H235V108H230V101H234V100H237L238 98V91ZM49 91V90H48ZM51 91V90H50ZM58 90H56L57 92ZM87 91V92H85ZM190 91V90H189ZM195 91V90H194ZM203 91V90H201ZM206 91V92H207ZM55 92V93H56ZM73 92V91H71ZM185 92V90H184ZM183 92V93H184ZM196 92V91H195ZM41 93V92H40ZM67 93L70 94V92L67 91ZM66 93V94H67ZM167 93V92H166ZM170 93V92H169ZM168 93V94H169ZM192 93V92H191ZM194 93V92H193ZM197 93V92H196ZM201 93H205V90L204 92H201ZM216 93V92H215ZM10 94V93H9ZM29 93H27L28 95ZM35 94V92H34ZM51 94V93H50ZM49 93L46 95H50ZM80 94V96H76ZM98 94L102 95V98L100 99H107L106 102H108V99L111 100V104L106 105L105 103L106 102H103V100H98V98L96 99L95 96H97ZM162 94V93H161ZM165 94V93H164ZM198 94V93H197ZM74 95V94H73ZM190 95V94H189ZM200 95V93H199ZM203 95V94H202ZM208 95V94H207ZM217 95V94H216ZM19 96V95H18ZM160 96V95H159ZM166 96V95H165ZM168 96V95H167ZM188 96V95H187ZM209 96V95H208ZM223 96V95H222ZM14 97V96H13ZM17 97V96H16ZM24 97V96H23ZM26 97V95H25ZM28 97V96H27ZM52 97V96H51ZM66 97V96H65ZM82 97H80V99L82 100ZM99 97V96H98ZM142 97V96H141ZM196 97V96H195ZM215 97V96H214ZM31 98V97H30ZM44 98H47L46 100L48 101V97H44ZM60 98V97H59ZM72 98V97H71ZM198 98V97H197ZM196 98V99H197ZM200 98V97H199ZM208 98V97H205V99ZM220 98V97H219ZM12 99V98H11ZM28 98H26L27 100ZM64 99V98H63ZM34 100V99H32ZM60 100V99H58ZM73 100V99H72ZM191 100V99H190ZM195 100V99H194ZM199 100V99H198ZM203 99H201L202 101ZM35 101V100H34ZM53 101V100H52ZM57 101V100H56ZM148 103H146V102ZM165 102L167 101V103L165 104L164 108H155L156 111H154L153 113L151 114H148V112L150 111V108L152 105H160L162 102ZM183 101V100H182ZM200 101V103H201ZM71 102V101H69ZM78 104H79V99H78ZM76 102V103H77ZM83 102V101H82ZM163 102V103H164ZM186 102V100H185ZM192 102V101H191ZM238 102V101H237ZM33 103V102H32ZM57 103V102H56ZM62 103V102H61ZM60 103V104H61ZM64 103V101H63ZM72 103V102H71ZM81 103V102H80ZM83 103V104H85ZM199 103V104H200ZM234 103V102H233ZM259 103V104H258ZM192 104H196L194 101ZM199 104H196L199 105ZM236 104V103H235ZM258 104V105H257ZM90 105V104H89ZM104 105L108 106V108L106 107H103ZM234 105V104H233ZM237 105V104H236ZM246 105V107H244ZM51 106V105H50ZM192 106V105H191ZM201 106V105H200ZM199 106V107H200ZM203 106V105H202ZM201 106V107H202ZM70 108L72 106H69ZM78 107V105H77ZM84 107V106H83ZM169 107V108H168ZM210 107V106H209ZM212 107V106H211ZM216 107V106H214ZM253 107V108H254ZM31 108V107H30ZM29 108V109H30ZM39 108V107H38ZM75 108V107H74ZM82 108V107H81ZM105 108V109H104ZM190 108V107H189ZM193 108V107H192ZM196 108V107H195ZM244 109L242 112L240 111V109ZM28 109V108H27ZM86 109V108H85ZM73 110V109H72ZM78 110V108H77ZM87 110V109H86ZM205 110V109H204ZM75 111V110H74ZM82 111H83V108H82ZM72 112V111H71ZM80 112V111H79ZM85 113L87 111H84ZM208 112V111H207ZM68 113V112H67ZM73 113V112H72ZM77 113V112H76ZM75 114V113H74ZM207 114V113H206ZM209 114V113H208ZM32 115V113H31ZM37 115V114H36ZM72 115V114H70ZM35 116V115H34ZM194 116V115H193ZM41 117V116H40ZM56 117V116H55ZM148 117H152V120H151V124H147L146 126V123L148 121ZM173 117V118H172ZM241 118L238 120V118ZM52 118V117H51ZM73 118V117H72ZM194 118V117H193ZM21 119V118H20ZM35 119V117H34ZM33 119V120H34ZM45 119V118H44ZM67 119V118H66ZM74 119V118H73ZM250 119V118H249ZM13 120V119H12ZM36 120V119H35ZM168 120H171V122L173 123H169ZM19 121V120H18ZM23 121V120H22ZM42 121V120H41ZM72 122L75 120H71ZM94 121H93V124H94ZM251 121V119H250ZM45 122V120H44ZM55 122V121H54ZM70 122V121H69ZM68 122V123H69ZM20 123V122H18ZM22 123V122H21ZM46 124L48 123L45 122ZM150 123V122H149ZM250 123V122H248ZM11 124V123H10ZM40 124H43V123H40ZM54 124V123H53ZM67 123H65L66 125ZM72 124V123H71ZM88 124V123H87ZM96 124V123H95ZM19 125V124H18ZM76 125V124H74ZM84 125V124H83ZM91 125V124H90ZM181 125V127H180ZM221 125V124H220ZM239 125V126H238ZM45 126V125H44ZM49 126V125H48ZM47 126V127H48ZM177 126V127H176ZM216 126V125H215ZM21 127V126H20ZM41 127V126H40ZM51 124H50V130H54L51 128ZM56 127V126H55ZM73 127V125H72ZM75 127V126H74ZM73 127V128H74ZM83 127V126H82ZM85 128H87L85 125H84ZM83 127V128H84ZM224 127V126H223ZM226 127V128H227ZM242 127V128H243ZM43 128V127H41ZM46 128V126L44 127V129ZM82 128V130H83ZM181 128V130H180ZM196 128H199V130L202 131L203 135L201 137H196ZM17 129L19 130V128L17 127ZM48 129V128H47ZM69 129V128H68ZM174 129H177L178 133H180V131H182L181 133H184V131L186 132L185 134H182V136L180 137H176L177 134H171L169 135V132L170 130H174ZM219 129V128H218ZM49 130V129H48ZM56 130V128H55ZM64 130V129H63ZM198 130V129H197ZM77 131H78V128H77ZM244 131V130H243ZM18 131H15V133H17ZM21 133V131H19ZM63 132V131H62ZM209 132V134H208ZM235 132V133H236ZM56 133V132H55ZM66 133V132H65ZM171 133V132H170ZM227 133V132H226ZM234 133V132H233ZM18 134V133H17ZM69 134V133H68ZM73 134V133H72ZM78 134V133H77ZM224 134V133H223ZM239 134V133H238ZM236 134V135H238ZM9 135V134H8ZM34 135V134H33ZM66 135V134H65ZM215 137L214 139L212 140V143H211V147L209 148L212 149V146H215L217 143H218V140L223 136L222 133H215L214 134ZM243 135V134H242ZM44 136V135H43ZM74 136V135H72ZM77 136V135H76ZM93 136V135H92ZM185 137H188L187 139L184 138ZM213 136V135H212ZM12 137V136H11ZM22 137V135H21ZM60 137V136H59ZM78 137V136H77ZM225 137V136H224ZM234 137V136H233ZM13 138V137H12ZM36 138V137H35ZM57 138V137H56ZM55 138V139H56ZM64 138V137H63ZM89 138V136H88ZM87 138V139H88ZM242 138V137H241ZM239 138V139H241ZM248 138V137H246ZM75 139V138H74ZM99 139H100V136H99ZM112 139H116V142L115 144H112ZM201 139V140H199ZM238 139V138H237ZM90 140V139H89ZM92 140V139H91ZM210 140V138H209ZM222 140V138L220 139ZM226 140V139H225ZM58 141V140H57ZM72 140H69V141H65V142H70ZM73 141H76V140H73ZM78 141V140H77ZM32 142V141H31ZM30 142V143H31ZM36 143H39L41 142L40 140H36L35 141ZM34 142V143H35ZM62 142V141H61ZM80 142V141H79ZM75 143V142H74ZM73 143V144H74ZM91 143V142H90ZM96 143V142H95ZM175 143V144H174ZM79 144V143H78ZM112 144V145H111ZM225 144V143H224ZM27 145V144H26ZM31 145V144H30ZM29 145V146H30ZM66 145H69L70 148L72 149L73 147L71 146L72 144L69 143V144H66ZM77 145V144H76ZM75 145V146H76ZM111 145V146H109ZM138 145H140L141 147H137ZM195 145V144H194ZM199 145V144H198ZM210 145V144H209ZM28 146V147H29ZM34 146V145H33ZM69 146L67 147L68 149ZM92 146V145H90ZM177 146V147H176ZM191 146V145H190ZM93 147V146H92ZM91 147V148H92ZM173 147V148H172ZM175 147V148H174ZM254 148V149H251V148ZM62 148V147H61ZM66 148V149H67ZM85 148V147H84ZM95 148V147H93ZM92 148V149H93ZM186 148V147H185ZM188 148V147H187ZM190 148V147H189ZM219 148V146H218ZM241 148V150H240ZM14 149H16L14 147ZM27 149V148H26ZM32 149V147H31ZM90 149V150H92ZM251 149V150H250ZM33 150V149H32ZM30 150V151H32ZM50 150V149H48ZM74 150L75 152V149L73 148L72 151ZM78 150H79V146H78ZM85 150V149H84ZM140 150V151H139ZM230 150H232L231 152H229ZM27 151H29L27 149ZM47 151V149H46ZM65 151V150H64ZM71 151V150H70ZM71 151V152H72ZM139 151V152H138ZM173 151V152H171ZM34 152V150H33ZM73 152V153H74ZM79 152H81V150H79ZM89 152V151H88ZM218 152V151H217ZM1 153V152H0ZM19 153V152H18ZM32 152H30V156L32 155L31 154ZM40 153V152H39ZM50 153V152H49ZM77 153V152H76ZM83 153V152H82ZM26 154H29V153H26ZM48 154V153H47ZM64 154V153H63ZM72 154V153H71ZM75 154V153H74ZM72 154V155H74ZM80 154V153H79ZM217 154V153H216ZM2 154H0L1 156ZM21 155V154H19ZM38 153L36 154V157ZM58 155V154H57ZM93 154H91L92 156ZM140 155H146L148 156V159L149 161H143L142 160V157ZM23 156V155H22ZM21 156V157H22ZM24 156H27V155H24ZM29 156V158H30ZM41 156V155H40ZM54 156V155H53ZM59 156V155H58ZM90 156V157H91ZM215 156V155H214ZM32 157H35V153H34V156L32 155ZM75 157V155L73 156ZM145 157V156H144ZM166 157H169L166 158ZM208 157V154L206 153L205 154V159ZM23 158V157H22ZM77 158V157H76ZM24 159V158H23ZM45 159V158H44ZM47 159V158H46ZM60 159V158H58ZM57 159V160H58ZM69 159V158H68ZM75 159V158H73ZM72 159V161H73ZM106 159V160H105ZM147 159V158H146ZM168 159V160H166ZM211 159V160H212ZM30 160H32L30 158ZM37 160L39 159H35L34 161L36 162ZM41 160V159H40ZM78 160V159H77ZM90 160V159H89ZM95 160V159H94ZM176 161V160H179L180 163L177 164L179 165L180 167H184L183 169H181V171L178 173L177 172V175L174 173H172V167H169L170 164H172L173 162L172 161ZM204 160V159H203ZM1 161V160H0ZM25 161V160H23ZM26 161L28 162V160L26 159ZM33 161V162H34ZM71 161V160H68V162ZM92 161V160H91ZM31 162V161H30ZM28 163V164H31V163ZM38 162V161H37ZM37 162H36V166L39 167V165H37ZM58 163V161H56ZM61 162V161H60ZM59 162V163H60ZM172 162V163H170ZM261 162V161H260ZM48 163V162H47ZM65 163V162H64ZM70 163V162H69ZM72 163V162H71ZM81 163V162H80ZM98 163V161H97ZM176 163V162H174ZM173 163V164H174ZM206 162L205 161H202L200 160V164H199V167H203L204 164ZM61 164V163H60ZM66 164V163H65ZM79 164V161L77 162V165H72L73 167H76L77 169L79 167H77ZM87 164V163H86ZM100 164V163H99ZM34 165V164H33ZM59 165V164H58ZM64 166V164H62ZM68 168H70L69 164H67ZM85 165V164H83ZM103 165V164H102ZM109 165V164H108ZM262 165V164H261ZM264 165V164H263ZM61 166V165H60ZM71 166V167H72ZM110 166V165H109ZM147 166H149L150 168H147ZM221 166V167H220ZM35 167V166H33ZM45 167V166H44ZM43 167V168H44ZM66 167V166H65ZM72 167V168H73ZM82 167V166H81ZM96 167V166H95ZM177 167V166H176ZM263 167V166H261ZM76 168H73L75 169L74 171H76ZM88 168V167H87ZM172 168V169H170ZM35 169V168H34ZM60 169V168H59ZM63 169V167H62ZM66 169V170H67ZM80 169V168H79ZM107 169H109L107 167ZM170 169V170H169ZM176 169V168H175ZM178 170H180L179 168H177ZM217 169H220L219 171L222 170L223 171H227L226 172V176H221L220 175H216L214 177L211 178V175L215 174ZM10 170V169H9ZM43 170V169H42ZM65 170V171H66ZM72 169L69 170V172L71 171ZM90 170V169H88ZM98 170V169H97ZM106 170V168H105ZM158 170V169H157ZM172 170V171H171ZM201 170V169H200ZM261 170V169H260ZM58 171V170H57ZM56 171V172H57ZM63 170V172H65ZM73 171V172H74ZM100 171V170H99ZM108 171V170H106ZM164 171V172H165ZM77 172V171H76ZM96 172V171H94ZM103 172V171H102ZM100 172V173H102ZM109 172V171H108ZM221 172V173H222ZM260 172V171H259ZM16 173V172H15ZM104 173V172H103ZM207 173V172H206ZM2 174V173H1ZM7 174V173H6ZM23 174V173H22ZM21 174V175H22ZM72 174H75L74 173H71ZM77 174V173H76ZM93 174V173H92ZM156 174V172L154 173ZM163 174V173H162ZM188 174V175H187ZM264 174V173H263ZM4 175V174H3ZM2 175V176H3ZM15 175V174H14ZM17 175V174H16ZM20 175V176H21ZM95 175V174H94ZM107 175V174H106ZM152 175V174H151ZM158 175V174H157ZM204 175V174H203ZM1 176V177H2ZM33 176V175H32ZM96 176V175H95ZM99 176V175H98ZM102 176V175H101ZM156 176V175H155ZM159 176V175H158ZM164 176V175H163ZM193 176V177H192ZM260 176V175H259ZM28 177V176H27ZM35 177H38L37 175ZM75 177V176H74ZM88 177V175H87ZM86 177V179H87ZM90 177V176H89ZM153 177V176H152ZM151 177V178H152ZM162 177V176H161ZM224 177V178H223ZM15 178V177H14ZM23 178H26L23 177ZM101 178V177H100ZM105 178V177H104ZM203 178V177H202ZM258 178V177H257ZM21 179V178H20ZM35 179V178H34ZM148 179V178H147ZM158 180V178H155ZM160 179V178H159ZM162 179V178H161ZM174 179L176 180V182H178L175 186L173 185V181ZM184 179L185 182H187V184L185 183V185H182L181 184V181ZM26 180V179H24ZM23 180V181H24ZM21 182L23 183L24 185V182ZM27 181V180H26ZM29 181V180H28ZM37 181V180H36ZM81 181V180H80ZM148 181V180H147ZM151 181V180H150ZM206 181H208V183H206ZM16 182V181H15ZM91 182V181H90ZM144 182V181H143ZM146 182V181H145ZM161 182V181H160ZM189 183V184H188ZM259 183V182H258ZM25 184H29L28 183H25ZM36 184V182H35ZM86 184V183H85ZM84 184V185H85ZM88 184V183H87ZM90 184V183H89ZM88 184V185H89ZM157 185H159L158 183H156ZM262 184V185H261ZM261 187L259 189H261L262 192H264V182H261ZM22 185V184H20ZM30 185V184H29ZM82 185V184H81ZM150 185V184H148ZM152 185V184H151ZM154 185V184H153ZM195 185V186H196ZM256 185V184H255ZM91 186V184H90ZM86 187V186H85ZM149 187V186H148ZM193 187V188H192ZM202 187V186H200ZM21 188V186H20ZM204 188V187H203ZM61 189V188H60ZM84 189V188H83ZM86 189V188H85ZM88 189V187H87ZM96 189V188H95ZM98 189V188H97ZM151 189V188H150ZM155 189V188H154ZM58 190H59V187H58ZM79 190V189H78ZM110 190V189H109ZM108 190V191H109ZM149 190V189H148ZM159 190V189H158ZM157 190V191H158ZM198 190V189H197ZM251 189H249V192ZM254 190V189H252ZM87 191V190H86ZM89 191H92V193H94V188L92 187ZM88 191V192H89ZM97 191V190H96ZM151 191V190H149ZM196 191V190H195ZM81 192V191H79ZM126 192V193H127ZM205 192V193H206ZM92 193H91V196H92ZM108 193V192H107ZM248 193V192H247ZM56 194V192H55ZM85 194V191L84 193ZM97 194V192H96ZM104 194V193H103ZM110 194V193H109ZM114 194V193H113ZM125 194V193H124ZM150 194V193H149ZM251 194V193H249ZM263 194V193H262ZM80 195V194H79ZM89 195V194H88ZM105 195V194H104ZM170 195V194H169ZM167 195V196H169ZM195 195V194H194ZM207 194V196H210ZM220 195V193H219ZM222 195V194H221ZM225 195V194H224ZM228 195V194H227ZM231 195V194H230ZM248 195V194H247ZM260 195V194H259ZM57 196V195H56ZM111 196V195H110ZM121 196V195H120ZM133 196V197H134ZM144 196V195H143ZM149 196V195H148ZM154 196V195H153ZM186 196V195H185ZM199 196V195H197ZM196 196V197H197ZM216 196V195H215ZM218 196V195H217ZM233 196V195H232ZM235 196V195H234ZM238 196V195H237ZM94 197V196H93ZM123 197V196H122ZM127 197V196H126ZM171 197V198H172ZM187 197V196H186ZM185 197V198H186ZM192 197V195H191ZM191 197H190V201H191ZM214 197V196H213ZM229 197V196H228ZM240 197V198H241ZM78 198V197H77ZM88 198V197H87ZM108 198V197H107ZM121 198V197H120ZM140 198V197H139ZM169 198V199H171ZM203 198V197H202ZM206 198V197H205ZM209 198V197H207ZM215 198V197H214ZM227 198V197H226ZM232 198V197H231ZM242 198V199H243ZM253 198V197H252ZM25 199V198H24ZM111 199V198H110ZM123 199V198H122ZM145 199V198H144ZM142 199V200H144ZM148 199V198H147ZM168 199V197H167ZM187 199V198H186ZM221 199V198H220ZM225 199V198H224ZM243 199V200H245ZM264 199V198H263ZM81 200V199H80ZM92 200V199H91ZM96 200V199H95ZM106 200V199H105ZM124 200V201H125ZM136 200V199H134ZM150 200V198H149ZM147 200V201H149ZM154 200V199H153ZM185 200L184 198L182 199V201ZM194 200V199H192ZM205 201V199H203ZM223 200V198L221 199ZM220 200V201H221ZM233 200V199H232ZM232 200H230L229 198L228 199H225V201H223V203H227L225 204L224 206L222 207H215V211L214 212H211L209 211L210 215L211 213L212 214H216V215H219L221 216L222 218H226V222L224 220H221L224 221L223 223H220L217 218H212L210 219L209 218V221H213V220H217L218 221V226L219 224H222L224 225L227 229H229V226L230 225H233L234 222H236L235 226L233 227V229L235 228V230H232V232H226L224 233L226 236L229 234H231V242H230V247L231 249L233 250H227L228 248H226L227 252L225 253L226 254V257L230 256V255H234L236 252H234V254L232 253V251L236 250V248H238L239 250V247L241 249V256L238 255L239 258H236V254L234 255V259H238V260H230L231 258H229V260H226L225 263L227 261H229V263L231 262L232 264V261L235 262L236 264H264V250H257V246L262 243L261 242V239L263 238V230H264V208H261L259 207L258 210L256 211V217L257 219H255L253 216L251 215H247L246 212L249 210H246L247 206L248 205H244L240 202H231ZM235 200V198H234ZM233 200V201H234ZM254 200V199H253ZM259 200V199H258ZM21 201V200H20ZM23 201V200H22ZM79 201V200H78ZM115 201V200H114ZM121 201V200H120ZM123 201V200H122ZM171 201V200H169ZM181 201V200H180ZM181 201V202H182ZM202 201V200H201ZM203 201V202H204ZM219 201V202H220ZM237 201V200H236ZM104 202V201H103ZM117 202V201H116ZM244 202V201H243ZM245 202L247 203L248 201L245 200ZM252 202V201H251ZM19 203V202H18ZM25 203V202H24ZM90 202H88L89 204ZM94 203V202H92ZM124 203V202H123ZM122 203V205H123ZM154 203V202H152ZM176 203V202H175ZM180 203V202H179ZM182 203H186L188 204V200L182 202ZM27 204V203H26ZM96 204V203H95ZM102 204V203H100ZM114 204V203H113ZM121 204V202L119 203V205ZM127 204V203H125ZM148 204V203H147ZM186 204H181L183 206H185ZM191 204V203H189ZM193 204V203H192ZM196 204V203H195ZM194 204V205H195ZM252 204V203H251ZM259 204V203H258ZM264 204V203H262ZM261 204V205H262ZM90 205V204H89ZM109 205V204H108ZM112 205V204H111ZM145 205V203H144ZM172 205V204H171ZM175 205V204H173ZM173 205L170 206L173 208ZM220 205V204H219ZM234 205H237V207H235ZM239 205V206H238ZM19 206V205H18ZM23 206V205H22ZM28 206V204L26 205ZM80 206V205H79ZM86 206V205H85ZM118 206V205H117ZM129 206V205H128ZM132 206V205H130ZM143 206V205H142ZM178 205L176 204V206H174L175 208H173V212H174V209L177 211L179 209H177ZM187 206V205H186ZM257 206V205H256ZM89 207V206H88ZM108 207V206H106ZM116 207V206H115ZM124 207V206H123ZM127 207V206H126ZM144 207V206H143ZM155 207L158 209L156 210L157 212H153L155 210ZM177 207V208H176ZM209 207V206H207ZM206 207V208H207ZM111 208V207H110ZM137 208V207H136ZM148 208V207H147ZM182 208V209H181ZM183 208H186V207H180V211H183ZM189 209V207H187ZM196 208V207H194ZM198 208V206H197ZM199 208H202V207H199ZM205 208V207H203ZM210 208V207H209ZM27 209V207H26ZM115 209V208H114ZM113 209V210H114ZM140 209V208H139ZM192 209V207H191ZM211 209V208H210ZM24 210V209H22ZM122 210V209H121ZM124 210V209H123ZM131 210V209H129ZM142 210V209H141ZM172 210H171V214H172ZM204 210V209H203ZM202 210V211H203ZM252 210V209H251ZM110 211V210H108ZM137 211V210H135ZM140 211V210H138ZM137 211V212H138ZM175 213H178V215L180 216V213L177 211ZM206 211V210H205ZM255 212V210H253ZM134 212V211H132ZM131 212V213H132ZM168 212V213H169ZM186 212V213H185ZM184 214L185 216H188L186 215L187 214V211H185ZM204 212V211H203ZM208 212V210H207ZM206 212V213H207ZM15 213V212H14ZM88 213H91V212H88ZM120 213V212H119ZM136 213V212H135ZM142 213V212H141ZM139 213V214H141ZM150 213H152L150 216H148ZM183 213V212H182ZM20 214V213H19ZM75 214V213H74ZM73 214V215H74ZM102 214V213H101ZM117 214V213H116ZM174 214V213H173ZM172 216L174 217V215L177 217V214H174ZM184 214H182L184 216ZM190 214V213H189ZM205 214V213H204ZM203 214V215H204ZM253 214V213H252ZM23 215V213H22ZM29 215V214H28ZM72 215V216H73ZM94 215V214H93ZM103 215V214H102ZM120 215V214H119ZM118 215V216H119ZM137 215V214H136ZM170 215V214H169ZM181 215V216H182ZM207 215V214H206ZM254 215V214H253ZM58 216V215H57ZM178 216V217H179ZM180 216V217H181ZM201 216V215H200ZM98 217V216H97ZM114 217V216H113ZM120 217V216H119ZM166 217V216H165ZM172 217V218H173ZM179 217V219H180ZM209 217V214L208 216H206V218ZM214 217V216H213ZM19 218V217H18ZM81 218V217H80ZM130 218V217H129ZM139 218V217H138ZM137 218V220H138ZM205 218V221H207V219ZM22 219V218H21ZM21 219H18V220H21ZM165 219V218H164ZM168 219V217H167ZM178 219V218H176ZM176 219H173V220H176ZM178 219V221H179ZM186 219V218H185ZM184 219V220H185ZM201 219V218H200ZM26 220V219H25ZM23 220V221H25ZM76 220V219H75ZM163 220V219H162ZM171 220V218H170ZM170 220H168V223L171 222ZM172 220V222H173ZM181 220V219H180ZM183 220V217H182V220L181 222L184 221ZM202 220V219H201ZM74 221V220H73ZM72 221V222H73ZM82 221V220H81ZM130 221V220H129ZM205 221H203L205 223ZM68 222V221H67ZM71 222V221H69ZM77 222H78V219H77ZM128 222V221H127ZM176 222V221H174ZM200 222V221H199ZM215 222V221H214ZM83 223V222H82ZM179 224V222H177ZM27 224V223H26ZM45 224V223H43ZM68 224V223H67ZM110 224V222H109ZM119 224V225H120ZM164 224V223H162ZM166 224V223H165ZM173 225V223H171ZM190 224V223H189ZM207 224V223H206ZM208 224H211L212 225V222L211 223H208ZM25 225V224H23ZM66 225V224H65ZM82 225V224H81ZM85 225V224H83ZM170 225V224H169ZM167 225L168 227L172 226V225ZM177 224H175V227H176ZM180 225V224H179ZM186 225V224H184ZM214 225V224H213ZM28 226V225H27ZM41 226V225H40ZM43 226V225H42ZM46 226V224H45ZM68 226V225H67ZM76 226V225H75ZM80 226V225H79ZM117 226V225H116ZM115 226V227H116ZM174 226V225H173ZM210 226V225H208ZM216 225L212 226L213 228H215ZM217 226V227H218ZM25 227V226H24ZM48 227V226H47ZM46 227V228H47ZM70 227H73L70 226ZM167 227V228H168ZM207 227V226H206ZM211 227V226H210ZM216 227V228H217ZM221 227V226H220ZM29 228V227H28ZM52 228V227H51ZM87 228V227H86ZM166 228V227H164ZM198 228V227H197ZM212 228V229H213ZM225 228V229H226ZM44 229V228H43ZM65 229V228H64ZM69 228H67L68 230ZM85 229V228H84ZM88 229V228H87ZM163 228H161L162 230ZM175 229V228H174ZM219 229V228H218ZM226 229V230H227ZM40 230V229H39ZM46 230V229H45ZM58 230V229H57ZM160 230V229H159ZM169 230V233H170V229ZM177 231V229H175ZM175 230L173 231L172 235H176L177 236V232H175ZM197 230V229H196ZM206 230V229H205ZM215 230V229H214ZM217 230V229H216ZM222 231H224V228L222 226L221 228ZM123 231V232H124ZM201 233L200 230H197ZM217 231H220V230H217ZM230 231V230H229ZM25 232V231H23ZM37 232V231H36ZM161 232H168L167 230H164V231H161ZM196 233V231H194ZM198 232V233H199ZM214 232V231H213ZM35 233V232H34ZM42 233V232H41ZM39 233L38 236V239L39 241H42L40 240L41 239V236L43 237V233L41 234ZM71 235H70V239L72 241V244L75 246V247H72V249H70V251L68 252L69 255L72 257L70 259L69 257V262L70 260H72V264H95L94 263V248L93 246L90 244V239L91 237H89L88 234L85 233V231L80 227V229L78 228L77 230H73L72 232H70ZM122 233V232H121ZM156 233L161 234L159 236H161L160 239H157L159 236L156 235ZM177 233V234H176ZM211 233V232H210ZM48 234V233H47ZM58 234V233H57ZM123 234V235H124ZM213 234V233H212ZM216 234V233H215ZM218 235H216L217 237H219V233H217ZM247 234V235H245ZM25 235V234H24ZM46 235V234H45ZM63 235V234H62ZM68 235V234H67ZM66 235V237H67ZM119 235V234H118ZM121 235V234H120ZM165 236H167L166 234H164ZM201 235V237H205L202 234H199ZM203 235V236H202ZM222 235V234H221ZM31 236V235H30ZM37 236V235H36ZM144 236H146L147 238L145 239ZM183 236V235H182ZM196 236V234H195ZM223 236V235H222ZM227 236V237H228ZM253 236V237H252ZM47 237V236H46ZM62 237V236H61ZM65 237V238H66ZM120 237V236H119ZM173 236L171 237H166L168 238L170 241ZM197 237V236H196ZM198 238V240L200 241V239L202 240V238ZM221 237V236H220ZM226 237V238H227ZM230 237V236H229ZM228 237V238H229ZM250 238L249 240L246 238ZM40 238V239H39ZM64 238V239H65ZM90 238V239H89ZM165 238V239H166ZM179 238V236H178ZM227 238V241H229ZM44 239V237H43ZM46 239V238H45ZM54 239V238H53ZM57 239V238H56ZM69 239V240H70ZM121 239V238H120ZM119 239V241H120ZM142 239H145L146 241L145 242H142ZM161 240L160 243H156L157 245H152L154 242H156V240ZM163 239V240H165ZM167 239V240H168ZM196 239V238H195ZM206 239V238H204ZM203 239V240H204ZM220 239V238H219ZM218 239V240H219ZM251 239H255V240H251ZM264 239V238H263ZM47 240V239H46ZM68 240V239H67ZM94 240V239H93ZM155 240L153 243L152 241ZM168 240V241H169ZM179 240V239H178ZM213 240V239H212ZM210 240V241H212ZM38 241V244H40ZM54 241V240H53ZM52 241V242H53ZM65 241V240H64ZM122 241V240H121ZM166 241V243L168 242ZM174 241V240H173ZM196 241V240H194ZM193 241V242H194ZM206 241V240H204ZM203 241L204 244H206L205 242ZM227 241H224V242H227ZM263 241V240H262ZM43 242V241H42ZM46 242V241H45ZM58 242V240H57ZM63 242V241H62ZM117 242V241H116ZM159 242V241H158ZM175 242V241H174ZM220 242V241H219ZM51 243V242H50ZM165 243V242H164ZM169 243V242H168ZM168 243L166 244L168 246ZM197 243V242H196ZM201 243V241H200ZM201 243V244H203ZM218 243V242H217ZM222 243V241H221ZM228 243V242H227ZM37 244V245H38ZM52 244V243H51ZM62 244V243H61ZM93 244V243H92ZM151 244V245H150ZM169 244H172V243H169ZM226 244V243H225ZM17 245V244H16ZM53 245V244H52ZM65 245V244H64ZM63 245V246H64ZM95 245V244H94ZM166 245H163L162 243V246L166 247ZM209 245V244H208ZM222 249H221V245L219 246L221 250H225L224 248V243L222 244ZM39 246V245H38ZM155 246V247H154ZM196 246V245H195ZM199 246V245H198ZM204 247V245H202ZM202 246H200V248H202ZM207 246V245H206ZM210 246V245H209ZM208 246V247H209ZM45 247V246H44ZM95 247V246H94ZM137 247V245H136ZM148 247V246H147ZM169 247V246H168ZM197 247V246H196ZM208 247H204L206 248L207 250L209 249ZM214 247V246H213ZM227 247V246H225ZM229 247V248H230ZM25 248V247H24ZM39 248V247H38ZM64 248L66 249V246H64ZM97 248V247H96ZM95 248V249H96ZM135 248V247H134ZM138 248V247H137ZM173 248V246H172ZM259 248V247H258ZM264 248V247H263ZM262 248V249H263ZM63 249V248H62ZM64 249V250H65ZM68 249V248H67ZM145 249V248H144ZM167 249V248H166ZM169 249V248H168ZM199 249V248H198ZM203 249V248H202ZM205 249V250H206ZM138 250V249H137ZM141 250H138V251H141ZM149 250V251H150ZM205 251V252H208V251ZM47 251V250H46ZM144 251V250H143ZM164 251L163 249L158 252H162ZM200 251V250H198ZM220 251V250H219ZM48 252V251H47ZM50 252V251H49ZM146 252V249L145 251ZM201 252V251H200ZM218 252V251H217ZM222 252V251H221ZM238 252V251H237ZM39 253V252H38ZM46 253V252H45ZM68 253H66V255H64V263L66 264L67 263V260H68ZM99 253V251H98ZM149 253V252H148ZM164 253V252H163ZM163 253L161 254L162 257H164ZM166 253V252H165ZM201 253H204V252H201ZM48 255V253H46ZM53 254H55L53 252ZM61 254V253H60ZM64 254V253H63ZM144 254V253H143ZM142 254V255H143ZM150 254H154L153 253H150ZM177 254V252H175V255ZM207 254V253H206ZM221 254V253H220ZM223 254V252H222ZM240 254V253H239ZM40 255V254H39ZM56 255V254H55ZM53 255V256H55ZM131 255L134 256V258H132L131 260H127L128 257H130ZM155 255V254H154ZM174 255V256H175ZM178 255V254H177ZM209 255V254H207ZM206 255V256H207ZM148 256V255H147ZM150 256V255H149ZM153 256V255H151ZM150 256V257H151ZM158 256V257H157ZM155 257V259L161 257L160 255H157ZM173 256V255H172ZM173 256V257H174ZM179 256V255H178ZM202 256V255H201ZM200 256V257H201ZM224 256V254H223ZM56 257V256H55ZM62 257V258H63ZM132 257V256H131ZM171 257V256H170ZM204 257V256H203ZM202 257V259H203ZM213 257V255H212ZM225 257V258H226ZM232 257V256H230ZM42 258V257H41ZM58 258V257H57ZM166 258V257H165ZM180 257H178L179 259ZM221 258H223L221 256ZM39 259V258H38ZM54 259V258H53ZM98 259V257H97ZM147 259V258H146ZM153 259V257H152ZM161 260L163 258H160ZM173 261H177L175 258H172ZM175 259V260H174ZM227 259V258H226ZM233 259V258H232ZM37 260V259H35ZM52 260V259H51ZM102 260V259H101ZM159 260V259H158ZM157 260V263H159ZM182 260V259H180ZM212 260V259H211ZM26 261V260H24ZM41 261V260H40ZM147 261V260H146ZM149 261V259H148ZM147 261V262H148ZM153 261V262H152ZM179 261V260H178ZM202 261V260H201ZM224 261V260H223ZM38 262V260H37ZM46 262V261H45ZM63 262V261H62ZM98 262V261H97ZM101 262V261H100ZM150 263H146V264H151L154 263V260H151L149 261ZM180 262V261H179ZM208 262V261H207ZM212 262V261H211ZM25 263V262H24ZM39 263V262H38ZM49 263V262H47ZM145 263V262H144ZM181 263V262H180ZM187 263V262H186ZM37 264V263H36ZM60 264V263H59ZM63 264V263H62ZM70 264V263H69ZM98 264H100L98 262ZM155 264V263H154ZM183 264V263H181ZM185 264V263H184ZM204 264V263H203Z\"/></svg>",
  "mask_w": 264,
  "mask_h": 264
}]
</instances>
